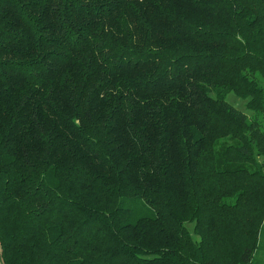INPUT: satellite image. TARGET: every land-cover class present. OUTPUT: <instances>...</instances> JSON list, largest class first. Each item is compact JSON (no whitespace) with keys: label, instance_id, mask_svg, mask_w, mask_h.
<instances>
[{"label":"trees","instance_id":"16d2710c","mask_svg":"<svg viewBox=\"0 0 264 264\" xmlns=\"http://www.w3.org/2000/svg\"><path fill=\"white\" fill-rule=\"evenodd\" d=\"M262 79L264 0H0L4 263L264 264Z\"/></svg>","mask_w":264,"mask_h":264},{"label":"rangeland","instance_id":"374dc122","mask_svg":"<svg viewBox=\"0 0 264 264\" xmlns=\"http://www.w3.org/2000/svg\"><path fill=\"white\" fill-rule=\"evenodd\" d=\"M261 83L264 86V79L261 80ZM226 100H227V102H229L231 105L235 106L240 111L246 113L248 116L252 115V111L250 109H248V107L246 105V100L244 98L240 97L239 95H237L235 92H229L226 96ZM189 226L192 227V224H190ZM0 264H5L3 261V258L1 256V252H0Z\"/></svg>","mask_w":264,"mask_h":264}]
</instances>
